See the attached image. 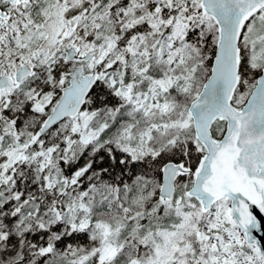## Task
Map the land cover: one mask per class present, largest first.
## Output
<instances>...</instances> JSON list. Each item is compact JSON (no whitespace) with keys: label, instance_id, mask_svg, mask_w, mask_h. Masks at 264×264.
<instances>
[{"label":"snow or ice","instance_id":"snow-or-ice-1","mask_svg":"<svg viewBox=\"0 0 264 264\" xmlns=\"http://www.w3.org/2000/svg\"><path fill=\"white\" fill-rule=\"evenodd\" d=\"M0 264H264V0H0Z\"/></svg>","mask_w":264,"mask_h":264}]
</instances>
